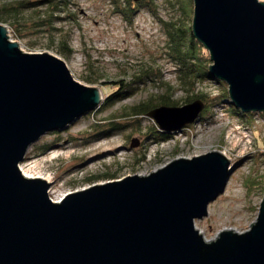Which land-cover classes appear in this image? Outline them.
Returning <instances> with one entry per match:
<instances>
[{"label": "water", "instance_id": "95a60500", "mask_svg": "<svg viewBox=\"0 0 264 264\" xmlns=\"http://www.w3.org/2000/svg\"><path fill=\"white\" fill-rule=\"evenodd\" d=\"M192 4V34L209 53L210 75L228 86L241 113H263L264 2ZM103 101L101 89L75 81L64 61L23 52L0 25V264H264V196L244 232L223 230L207 241L195 228L231 174L219 151L95 184L59 202L48 195L50 183L22 175L32 145ZM204 108L195 100L147 116L171 134L195 123Z\"/></svg>", "mask_w": 264, "mask_h": 264}, {"label": "rangeland", "instance_id": "374dc122", "mask_svg": "<svg viewBox=\"0 0 264 264\" xmlns=\"http://www.w3.org/2000/svg\"><path fill=\"white\" fill-rule=\"evenodd\" d=\"M10 1L21 0H0ZM127 1L116 0L117 8L115 0H73L53 29H38L30 22L34 12L45 6L20 11L24 26L14 19L0 22L23 52H47L61 59L75 81L100 88L104 99L123 88L67 129L43 136L29 148L20 166L27 170L35 165L33 174L51 175L48 195L57 200L95 184L148 175L174 159L225 152L231 164L226 187L209 204L208 215L195 221V228L207 241L226 229L248 230L264 196V112L233 113L230 98H223L228 86L212 77L196 84V91L207 97L208 112L180 132L161 134L148 116L121 115L169 87L179 107L185 105L166 33L170 23H190L184 19L181 1L193 11L192 0H141L128 18L118 12ZM64 45L69 51L61 52ZM143 72L149 73L140 78Z\"/></svg>", "mask_w": 264, "mask_h": 264}, {"label": "trees", "instance_id": "16d2710c", "mask_svg": "<svg viewBox=\"0 0 264 264\" xmlns=\"http://www.w3.org/2000/svg\"><path fill=\"white\" fill-rule=\"evenodd\" d=\"M73 0H21V1H10V2H0V22H7L9 19H14L15 24L18 26H24L19 20H21L20 11L25 9H31L35 7L45 6L43 10H37L34 12L35 17H32L30 20L31 24L38 29L51 28L53 29L54 24L62 18L60 15L66 14L69 4ZM181 8L184 13V19L190 21L170 23L167 25V36L169 38V45L172 51L171 57L174 59L178 67V83L177 87L183 91L186 95L185 99L182 101L183 104H189L195 100H202L205 103V108L201 112V118L206 115L208 112L207 106V97L204 93L196 91V84L203 79H212V76L209 73V66L211 61L209 58V53L203 47V45L198 42L192 34L191 29V17L193 15L190 5L182 4ZM115 5L119 8V4L115 0ZM123 10H118V12L125 17H132L134 12L137 11L140 7V4L127 1V7L123 6ZM126 7V8H125ZM19 15L21 16L19 18ZM129 15V16H128ZM23 19V18H22ZM69 51L67 46H62L61 52ZM147 73L143 72L140 75V78L146 77ZM223 86V82H220ZM123 88H118L117 91L111 94L109 97H106L103 101V104H106L110 101L111 97H114L116 94H120ZM172 89L169 87L166 89V92L159 96L150 97L149 99L139 102L130 106L125 112L121 115L129 116L131 118L137 117H146L147 114L155 108L166 106V107H179V103L172 99ZM170 92V93H169ZM229 93L227 89L223 94V98H228ZM231 111L236 114L245 116L246 114H241L240 110L236 108L232 103L230 105ZM253 116L254 113L247 114ZM188 127V126H187ZM161 133L162 131H158ZM161 134H165L162 132ZM104 177V176H101ZM111 177V176H106ZM97 179V176L92 180Z\"/></svg>", "mask_w": 264, "mask_h": 264}, {"label": "bare ground", "instance_id": "6f19581e", "mask_svg": "<svg viewBox=\"0 0 264 264\" xmlns=\"http://www.w3.org/2000/svg\"><path fill=\"white\" fill-rule=\"evenodd\" d=\"M237 142L236 143H234V146L233 147H236L237 146ZM109 150V149H108ZM222 154H224L226 157H227V153H225V152H221ZM54 157H57L56 155L54 156ZM36 169H37V167L35 166V165H32V166H30L27 170H24L21 166H20V172L22 173V175L23 176H25V177H27V178H41V179H43V180H45L46 182H48V183H50V185L52 184V177H51V175H43V174H37V175H35V174H33V172H35L36 171ZM139 175H141V174H139ZM142 176V175H141ZM65 196V194L64 195H61L57 200H53L54 202H59L63 197ZM226 230H228V229H226Z\"/></svg>", "mask_w": 264, "mask_h": 264}]
</instances>
